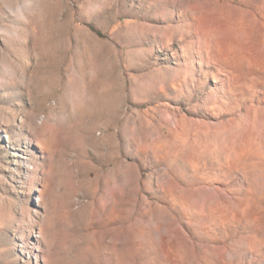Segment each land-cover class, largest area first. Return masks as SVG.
<instances>
[{
  "label": "rangeland",
  "instance_id": "rangeland-1",
  "mask_svg": "<svg viewBox=\"0 0 264 264\" xmlns=\"http://www.w3.org/2000/svg\"><path fill=\"white\" fill-rule=\"evenodd\" d=\"M0 264H264V0H0Z\"/></svg>",
  "mask_w": 264,
  "mask_h": 264
}]
</instances>
